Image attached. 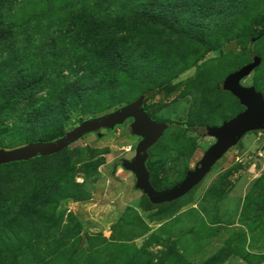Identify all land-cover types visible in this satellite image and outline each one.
I'll list each match as a JSON object with an SVG mask.
<instances>
[{
	"label": "rangeland",
	"instance_id": "rangeland-1",
	"mask_svg": "<svg viewBox=\"0 0 264 264\" xmlns=\"http://www.w3.org/2000/svg\"><path fill=\"white\" fill-rule=\"evenodd\" d=\"M255 57L241 83L264 96V0H0V149L144 95L175 123L146 163L170 188L216 142L208 129L245 110L222 84ZM132 121L0 167V264H264V129L156 205L115 164L135 155Z\"/></svg>",
	"mask_w": 264,
	"mask_h": 264
},
{
	"label": "water",
	"instance_id": "water-1",
	"mask_svg": "<svg viewBox=\"0 0 264 264\" xmlns=\"http://www.w3.org/2000/svg\"><path fill=\"white\" fill-rule=\"evenodd\" d=\"M260 61L259 57H255L251 63L231 73L223 82V88L236 96L245 110L222 125L212 126L208 129V135L214 137L216 142L205 151L194 168L188 170L185 177L170 188L158 190L152 185L146 163L149 149L175 123L153 120L144 106V95L114 111L83 120L53 141H36L10 150L0 149V166L59 153L85 136L101 129H114L116 126L124 124L128 119H132L127 133L139 136L140 142L133 158H122L115 164L133 172L136 188L142 191L151 203L159 205L178 200L200 184L214 165L244 135L250 131L264 129V96L255 87H245L241 83L260 64Z\"/></svg>",
	"mask_w": 264,
	"mask_h": 264
},
{
	"label": "trees",
	"instance_id": "trees-1",
	"mask_svg": "<svg viewBox=\"0 0 264 264\" xmlns=\"http://www.w3.org/2000/svg\"><path fill=\"white\" fill-rule=\"evenodd\" d=\"M55 117V116H54ZM175 125V124H174ZM173 125V126H174ZM64 135V134H63ZM63 135H57L55 138H53V139H58V138H60L61 136H63ZM32 160V159H31ZM28 161H30V160H28ZM21 162H26V161H21ZM14 163H20V162H14ZM9 164H13V163H9ZM9 164H5V165H9ZM1 166H4V165H1ZM0 166V167H1ZM153 185V184H152ZM154 186V185H153ZM155 187V186H154Z\"/></svg>",
	"mask_w": 264,
	"mask_h": 264
},
{
	"label": "built area",
	"instance_id": "built-area-1",
	"mask_svg": "<svg viewBox=\"0 0 264 264\" xmlns=\"http://www.w3.org/2000/svg\"><path fill=\"white\" fill-rule=\"evenodd\" d=\"M130 150H131V148L128 151H130Z\"/></svg>",
	"mask_w": 264,
	"mask_h": 264
}]
</instances>
